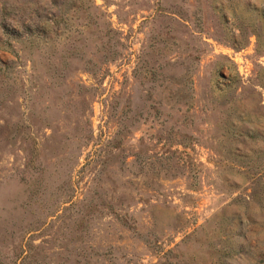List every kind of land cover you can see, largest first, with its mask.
I'll return each instance as SVG.
<instances>
[{"label": "rangeland", "instance_id": "374dc122", "mask_svg": "<svg viewBox=\"0 0 264 264\" xmlns=\"http://www.w3.org/2000/svg\"><path fill=\"white\" fill-rule=\"evenodd\" d=\"M0 264H264V0H0Z\"/></svg>", "mask_w": 264, "mask_h": 264}]
</instances>
